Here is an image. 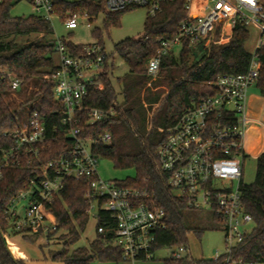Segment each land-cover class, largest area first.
Listing matches in <instances>:
<instances>
[{"label": "built area", "instance_id": "built-area-1", "mask_svg": "<svg viewBox=\"0 0 264 264\" xmlns=\"http://www.w3.org/2000/svg\"><path fill=\"white\" fill-rule=\"evenodd\" d=\"M35 15L51 21L56 14L54 0H31ZM102 3L104 12H116L130 7L146 6L151 15L162 10L164 2L173 0H79ZM3 0H0V3ZM191 0H187L190 8ZM101 11V12H102ZM204 14L194 21L181 22L176 35L161 41L162 47L147 64V75L155 79L162 57L170 50H181L185 44L197 47L203 42L225 44L238 23L255 26L259 37L245 72L220 74L215 93L202 97L188 107L178 121L164 131L166 136L157 150L160 170L168 175L169 185L177 196L193 210L209 209L221 220L225 231L226 251L217 252L214 260L226 255V264H247L233 255L234 248L244 240L253 227V217L246 211L241 187L244 184V164L248 156L245 137L255 118L249 114V89L256 85L262 62L259 49L264 46V0H206ZM99 12V13H101ZM98 14L88 11L69 14L63 23L75 30L80 20L91 26ZM221 27L219 38H215ZM59 64L54 73L55 98L61 103L60 125L49 131L38 110L30 112L26 122L12 133L15 143L3 150L0 158V180L4 170L23 162L25 156L39 158L56 138L71 139V144L55 159L43 164L38 182L19 191L8 203L5 216L9 228L19 233L44 237L50 242L60 222L53 211L55 196L68 179L89 182L86 197L90 199L87 213L96 209L97 223L101 210L109 218L97 226L104 239L117 246L124 260H145L152 257L157 234L166 229V211L154 203L147 190L118 184L104 179L97 170L101 159L97 148L110 145L111 131L92 136L89 128L116 115L113 108L86 107L84 101L91 87L103 89L101 76L106 63V50L99 41L69 47L56 37ZM22 86L17 75L11 76L14 91ZM264 126V120L260 122ZM262 154L264 149L261 150ZM112 232L111 238H107ZM184 248L176 250L181 257Z\"/></svg>", "mask_w": 264, "mask_h": 264}, {"label": "trees", "instance_id": "trees-1", "mask_svg": "<svg viewBox=\"0 0 264 264\" xmlns=\"http://www.w3.org/2000/svg\"><path fill=\"white\" fill-rule=\"evenodd\" d=\"M205 2L191 0V6L187 8V0H173L164 2L162 10L155 15L149 13L142 36L125 38L114 46L115 53L129 67V72L118 79L124 95L123 103L117 101V91L111 80L113 64H110L108 54L101 76L104 88L91 87L84 101L86 107L113 108L116 112L114 117L98 122L88 130L94 137L111 131V144L97 148L100 158L111 159L115 168L135 170L133 177L118 180V184L147 190L154 203L166 211L167 227L157 234L152 249L154 254L162 246L173 247V255L165 260V264H226V255L214 260L195 259L189 254L188 235L192 228L185 218L189 208L185 200L170 187L168 175L160 170L157 150L165 139V129L175 124L188 107L202 97L215 93L214 82L220 74L247 70L251 59V53L245 47L250 36L249 27L238 23L230 41L225 44L211 43L205 46L201 42L195 48L185 44L179 54L170 50L162 57L160 77L153 82V87L148 86L151 78L146 69L149 60L161 49V41L174 37L183 20L194 21L202 16ZM15 4L16 0H3L0 3V158L3 150L14 146L12 133L26 122L30 114L22 121L18 110L8 100L13 91V74L21 78L22 86L30 84L37 88L32 99L38 97L39 101L30 112L38 110L49 131L53 126L60 125L63 115L62 105L54 95L57 65L53 59L56 42L50 37L54 34L52 23L35 14L13 15ZM54 4L55 12L62 20L72 13L88 11L98 14L103 10L102 3L92 1L54 0ZM131 8L105 12L106 27L111 22L118 24L121 14ZM220 30L221 27H218L216 39L220 36ZM23 38L26 40L20 41ZM99 42L103 45L102 41ZM67 45L79 48L82 44L67 42ZM259 54L262 68L256 87L264 97V46L259 49ZM145 103L149 106L146 107ZM157 103L154 109L153 105ZM70 144L71 139L58 136L40 153L39 158L31 154L25 156L20 165L5 168L0 180V264H27L25 259L16 258L7 246L5 234L10 228L5 209L8 203L32 181L38 182L41 166L55 159ZM88 187L89 182L85 179H68L55 196L52 208L60 222L57 232L63 231L61 237L64 242L61 249L49 250V258L62 264H91L94 258L102 262L122 261L121 250L98 232L89 247L72 248L90 219L87 213L90 206V199L86 197ZM241 192L245 209L253 217V228L234 248L233 255L247 264H264V153L257 157L255 180L244 183ZM99 215L101 218L97 226L109 218V212L101 210ZM213 220L221 223L215 215ZM194 230L198 235L203 233L202 229ZM112 235V232H108L107 238ZM26 237L30 241L37 238ZM180 248H184L186 253L177 258L175 252ZM90 254L93 257H89Z\"/></svg>", "mask_w": 264, "mask_h": 264}, {"label": "rangeland", "instance_id": "rangeland-1", "mask_svg": "<svg viewBox=\"0 0 264 264\" xmlns=\"http://www.w3.org/2000/svg\"><path fill=\"white\" fill-rule=\"evenodd\" d=\"M12 14L15 16H28L34 14L32 1L16 0V4L12 8ZM148 14L149 10L146 6L132 7L121 14L118 24L111 22V24L106 27L105 21L107 19V14L102 11L92 22L91 26H88L86 22L80 20V25L75 30L67 29L60 16L55 14L51 18L54 34L50 37L53 39L60 37L66 42L80 45L102 41L106 53L110 57L109 62L113 64L111 80L117 91V101L123 103L124 95L118 79L129 72V67L122 57L115 53L114 46L125 38H138L142 36L145 31V20ZM94 30H96L95 33ZM249 32L250 36L245 47L250 53H253L259 37V31L255 26H250ZM25 40L26 38L20 39V41ZM179 52L180 50L177 49L176 53L179 54ZM53 59L56 65L59 64L60 60L58 54L55 53ZM159 77L160 75L155 79H150L148 86L153 87V82ZM36 89L35 86L26 84L16 91H11L8 96V100L13 108L18 110L22 121L26 120V116L30 113L32 107L39 101L38 97L32 99V94ZM145 106L148 107L149 104L145 103ZM157 106L158 103L154 104L153 108L155 109ZM248 111L250 116L255 118L256 121L252 122L245 137V148L248 156L244 164V183H251L255 180L257 157L262 154L261 150L264 149V126L260 123L264 120V97L259 93L256 85L251 86L249 89ZM151 115L150 113V116ZM97 170L99 175L104 179L123 180L135 175V170L133 168H115L113 161L108 158H101L99 160ZM95 213L96 209L90 213V219L85 230L81 232L79 240L72 248L79 246L89 247L97 238V219ZM185 218L187 225L192 228L188 235V252L192 257L195 259L214 258L217 252L224 253L226 251L225 231L220 226L219 222L213 220V213L209 209H188L185 212ZM251 227H253V224H251ZM194 228L202 229L203 233L198 235ZM61 232L63 231L53 234L50 242H47L44 237L37 236V238H35L36 235L19 233L9 229L5 234V239L8 249L16 257L43 259L44 255L49 257L50 249L59 250L63 247L64 239L61 237ZM26 236L34 237L35 240L30 241ZM173 252L174 249L172 246L165 245L155 250L153 258L136 261L123 259L119 262H102L94 258L91 264H165V260L171 258ZM180 253L185 254L186 252L180 251Z\"/></svg>", "mask_w": 264, "mask_h": 264}, {"label": "crops", "instance_id": "crops-1", "mask_svg": "<svg viewBox=\"0 0 264 264\" xmlns=\"http://www.w3.org/2000/svg\"><path fill=\"white\" fill-rule=\"evenodd\" d=\"M16 258H18V257H16ZM19 259H25L27 264H62L61 262L52 260L51 258H49V257H47L45 255H44L43 259L42 258L41 259L19 258Z\"/></svg>", "mask_w": 264, "mask_h": 264}, {"label": "water", "instance_id": "water-1", "mask_svg": "<svg viewBox=\"0 0 264 264\" xmlns=\"http://www.w3.org/2000/svg\"><path fill=\"white\" fill-rule=\"evenodd\" d=\"M89 257H93V255H92V254H90V255H89Z\"/></svg>", "mask_w": 264, "mask_h": 264}]
</instances>
